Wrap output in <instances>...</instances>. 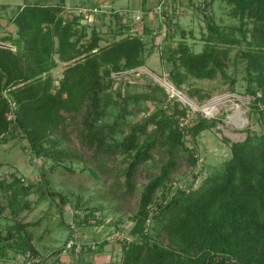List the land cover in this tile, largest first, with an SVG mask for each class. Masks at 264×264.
<instances>
[{
    "label": "trees",
    "instance_id": "16d2710c",
    "mask_svg": "<svg viewBox=\"0 0 264 264\" xmlns=\"http://www.w3.org/2000/svg\"><path fill=\"white\" fill-rule=\"evenodd\" d=\"M212 1L206 0L203 8ZM227 1L240 24L225 26L208 16V32L203 35L205 42L200 50L193 49L185 28H181L182 37L177 44H172L180 28L172 17L176 13L175 2L172 13L162 10L164 18L159 27L167 24L170 40L161 50L162 58L172 64L168 77L179 90L191 76L213 78L221 72L227 77L234 45L245 42L246 48L240 55L246 59L248 88L264 102V0ZM67 8L66 0H58L27 2L16 10L12 19L17 24V35L2 39L11 40L16 48L0 44V142L23 135L37 156L60 162L75 160L72 156L81 153L61 142L69 134V124L80 117V133L86 142L96 141L97 151L106 153L97 157L98 166L109 153L120 151L130 155L124 171L126 193H134L140 183L138 174L154 151L163 152L160 171L143 182L131 229L135 238L123 244L121 264H264V129L258 131L248 126L243 140L230 142L232 154L218 169L198 185L180 188L152 210L159 188L182 166L186 135H197L214 126L216 119L198 115L194 124H186L182 119L189 114V106L182 105L160 83L137 93L106 90L114 82L113 71L146 63L144 37L127 34L100 45L103 36L94 23L91 36L83 41L88 31V25L80 22L83 14L68 18ZM148 11L145 9L146 14ZM116 16L120 18L118 13ZM149 27L145 25L147 30ZM59 60L68 64L55 83L52 69ZM149 98L158 101L155 110L132 123L130 130L119 138L116 133L125 132L128 113ZM110 109L116 110V114L107 121ZM260 112L264 118V107ZM108 135L112 140L106 139ZM46 141L53 142V146ZM50 182L44 169L38 181L18 175L10 181L3 180L0 189L6 202L0 201V212L9 207L17 214L29 207L31 193L54 199L59 195L67 201V195ZM92 210L86 223H102ZM90 216L95 222H90ZM24 226L25 223L17 222L8 235L0 230V258L6 256L9 248L37 252L32 234H25ZM12 228L21 240H12ZM74 230L73 226L69 228L68 238L74 236ZM106 242L104 239L98 249ZM84 247L87 251L97 250L89 243Z\"/></svg>",
    "mask_w": 264,
    "mask_h": 264
},
{
    "label": "rangeland",
    "instance_id": "374dc122",
    "mask_svg": "<svg viewBox=\"0 0 264 264\" xmlns=\"http://www.w3.org/2000/svg\"><path fill=\"white\" fill-rule=\"evenodd\" d=\"M34 1L49 3L58 0H0V42L16 48V45L11 44V40L3 41V36L17 35V24L12 18L20 6ZM66 1L68 8L65 15L68 18L79 14L81 6L90 5L89 0ZM122 1L124 0L117 2ZM136 1V5L124 4L119 7L104 2L98 5L106 11L97 12L95 15L90 13V17L83 15L80 18L82 24L88 25L83 41L91 36L92 26L97 23L100 35L103 36L100 45L108 44L127 34H142L146 42V63L136 68L113 71L111 76L114 82L105 89H121L125 94H129L149 90L156 83H160L171 96L181 100L182 105L189 106V114L182 119L186 124H194L198 115L216 119L214 126L202 130L197 135H186L187 149L181 158L182 166L172 179L159 188L157 203L151 207L154 210L158 202L171 198L180 188L198 185L205 176L218 169L232 154L230 142L243 140L247 136L245 129L248 126L254 130H263L264 118L260 108L264 107V102L256 99L248 88L250 81L246 59L240 55L241 50L246 48L245 42L234 45L232 49V59L226 68L229 76L226 77L221 72L213 78L191 76L183 84L182 90L177 89L168 77L172 64L161 56L162 48L170 40L167 39V24L163 23L162 27H159L161 20L156 9L158 0L150 3V12L147 14L139 4L140 0ZM174 2L176 13L172 17L180 24V28L172 42L173 45L182 37L181 28H185L186 37L193 49H202L205 42L203 35L208 32V16H213L225 26L239 25L241 21L238 16L232 14V5L227 0H214L206 8H203L206 0H171L167 3L169 13L173 12ZM121 22L126 26L122 27ZM145 25H150L148 30ZM120 29L124 31L118 33ZM237 34L241 36L239 31ZM67 64L68 62L59 60L58 66L52 69L57 78L55 83L59 82ZM105 81L107 82V77ZM167 81L177 90H171L165 84ZM157 102L153 98L143 99L140 108L138 105L134 106V112L127 115L125 132H117L116 135L122 138L130 130L132 123L143 120L155 110ZM115 114L116 110L110 109L106 120H112ZM81 126L80 117H77L69 124V134L61 142L62 146L71 145L81 153L72 156L75 160L60 162L37 156L32 152L29 140L23 135L0 142V183L3 180H12L14 175L38 181L44 169L51 186L67 195V201H62L59 195L54 199L51 196L42 198L38 193H31L29 207L17 214H13L9 207L0 212V230L4 235H8L10 227L21 221L25 223L24 233L32 234L37 248L36 253H24L9 248L6 256L0 258V264H82L78 256H90L84 247L88 243L92 248H97L95 251L106 250L110 253L105 264L122 263L123 244L135 238L131 229L134 224L133 216L138 210L143 182L160 171L164 155L162 151L155 150L152 159L143 165L144 168L138 174L140 183L134 193H126L128 185L124 171L130 155L120 151L109 153V156L102 160V165L98 166L100 159L97 157L106 153L97 151L96 141L91 144L86 142V138L80 133ZM106 139L112 140L109 135ZM46 143L53 146V142ZM0 201L6 202L1 189ZM92 209H95L96 218L102 220V223H86V216L92 213ZM89 220L95 222L92 216ZM149 222L151 224L152 221ZM70 225L75 229L72 238L77 243L65 250L64 247L70 239ZM11 231L13 236L17 234V237L10 235L12 240H21L22 237L15 229L12 228ZM104 239L107 242L98 249ZM62 245H65L62 251H58ZM98 262L102 264L103 261ZM87 264L95 262L88 259Z\"/></svg>",
    "mask_w": 264,
    "mask_h": 264
},
{
    "label": "crops",
    "instance_id": "0c3cea01",
    "mask_svg": "<svg viewBox=\"0 0 264 264\" xmlns=\"http://www.w3.org/2000/svg\"><path fill=\"white\" fill-rule=\"evenodd\" d=\"M117 1H119V0H89L90 3L104 4V2H105L106 4H109V5L114 6V7L115 6H118L119 7V6L124 5V4L125 5L126 4H129V6L130 5L132 6L133 4L134 5L138 4V1H136V0H124V1H122L120 3H118ZM155 1H157V0H155ZM151 2H153V0H140V3L139 4H141V7H142V9H143L144 12H145V9L150 10V8H151L150 7L151 6L150 3ZM157 3H158V1H157ZM148 12H150V11H148ZM85 251H87V250H85ZM87 254H89L90 256H83L82 254H81L82 256H78V258L80 259V261H81L82 264H87L88 259L89 260H93V262H95V264H99L98 261H100V262L103 261L102 264H105L106 263L105 261H108L107 258L110 256V253H108L106 250H102V251H92V250H88L87 251ZM83 260L84 261H87V262H84Z\"/></svg>",
    "mask_w": 264,
    "mask_h": 264
},
{
    "label": "built area",
    "instance_id": "2783aa9c",
    "mask_svg": "<svg viewBox=\"0 0 264 264\" xmlns=\"http://www.w3.org/2000/svg\"><path fill=\"white\" fill-rule=\"evenodd\" d=\"M168 2H171V0H158L156 9L158 11L160 20H162V18H164L162 10L168 9V7H167ZM102 11H106V10L103 9L101 5H91L90 4L88 6L87 5L81 6V8H80V13H82L83 15H85L87 17H90V13L95 15V14H97V12H102ZM138 17H140V16H138ZM75 243H77V241L74 240L73 238H70L66 244V248H64V249L66 250L67 248H71L72 246H74Z\"/></svg>",
    "mask_w": 264,
    "mask_h": 264
},
{
    "label": "bare ground",
    "instance_id": "6f19581e",
    "mask_svg": "<svg viewBox=\"0 0 264 264\" xmlns=\"http://www.w3.org/2000/svg\"><path fill=\"white\" fill-rule=\"evenodd\" d=\"M165 81H166V80H165ZM165 84H166L171 90L176 91V88H175L171 83H169L168 81L165 82Z\"/></svg>",
    "mask_w": 264,
    "mask_h": 264
},
{
    "label": "water",
    "instance_id": "95a60500",
    "mask_svg": "<svg viewBox=\"0 0 264 264\" xmlns=\"http://www.w3.org/2000/svg\"><path fill=\"white\" fill-rule=\"evenodd\" d=\"M0 44H3V45H8V44H6V43H3V42H0ZM177 90V89H176ZM179 93H181L180 91H179Z\"/></svg>",
    "mask_w": 264,
    "mask_h": 264
}]
</instances>
